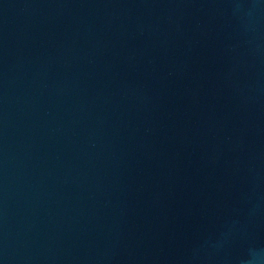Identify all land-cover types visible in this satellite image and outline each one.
<instances>
[{
  "label": "water",
  "instance_id": "1",
  "mask_svg": "<svg viewBox=\"0 0 264 264\" xmlns=\"http://www.w3.org/2000/svg\"><path fill=\"white\" fill-rule=\"evenodd\" d=\"M0 264H264V0H0Z\"/></svg>",
  "mask_w": 264,
  "mask_h": 264
}]
</instances>
